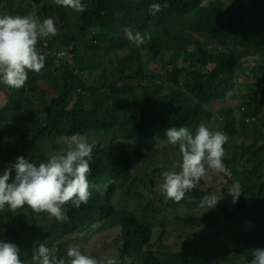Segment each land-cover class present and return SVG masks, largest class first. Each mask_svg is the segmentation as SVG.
Segmentation results:
<instances>
[{"label": "trees", "instance_id": "1", "mask_svg": "<svg viewBox=\"0 0 264 264\" xmlns=\"http://www.w3.org/2000/svg\"><path fill=\"white\" fill-rule=\"evenodd\" d=\"M83 3L86 10L80 16L56 5L55 0H0L2 15L36 14L41 23L52 18L57 27L53 43L46 46L47 37L37 46L44 47L45 41L46 51L50 52L56 44L66 46L71 41L74 48L75 42L80 66L78 74L73 63L57 65L51 55H44L45 66L37 78L35 72H29L25 85L13 89L0 106V175L19 157L13 150L15 146L3 144L6 135H18L27 148L24 158L37 166L46 163L52 153L66 154L72 135L84 136L93 146L88 177L91 197L79 208L64 206L69 217L64 231L46 213L37 214L27 205L12 212L6 205L0 212V241L17 245L24 264H33L32 256L44 242L49 248L58 249L59 257L67 259L70 245L81 247L85 236L82 231L90 232L91 239L97 235L102 238L95 258L107 256L116 264H225L226 257L221 255L232 252L227 247L228 239L217 236L216 241L224 248L220 253L215 240L212 247L203 244L193 250L190 236L205 227L215 232L219 226L225 236L234 235L238 215L228 191L238 181L242 192L243 171L249 172L247 180L255 181L260 194H264V161L260 164L263 152L256 155L257 139L264 134V84L261 79L258 81L259 75L264 78V71L252 81L253 94L262 92L256 101H251L256 111L247 105L242 108L246 125L245 139L240 144L246 152L241 164L231 169V160L225 154L227 174L207 169L206 176L184 198L191 200L195 214L181 217L164 209L159 219L151 221L149 212L138 209L134 199L139 187L149 195L160 189L162 171L172 170L174 165L179 171L182 156L178 145L169 143L168 129L188 127L195 132L204 123L210 130L223 131L234 139L238 135V125L235 121L227 123L234 118L222 104L237 87L238 79L248 82L253 74L248 68L260 59L264 48V0H250V15L221 6L218 0ZM154 3H159L162 11L152 15L149 8ZM125 29L150 35L151 40L137 47L127 39ZM195 33L202 40H195ZM203 39L214 48L208 49ZM177 54L182 68L169 56L175 59ZM137 57L138 71L134 66ZM144 70L142 79L140 72ZM42 71L53 84L55 94L46 109V123L40 125L29 119L28 124L24 110L28 86L30 96V87H37L45 78ZM75 94L79 95L75 103L66 106L65 102ZM260 111L263 119L255 123L256 147L253 168L249 169L243 162L250 161L252 120ZM18 125L26 126H19L18 130ZM20 127H26V132L20 134ZM44 144H48L47 153ZM229 144L228 140L224 150ZM211 194L221 197L217 206L210 210L200 208L202 197ZM255 205L257 220L261 211L256 199ZM170 246L180 251L181 259L174 261L172 250H161ZM258 249H264V237ZM81 251L88 254L82 247ZM252 253L244 255L246 262L252 260Z\"/></svg>", "mask_w": 264, "mask_h": 264}, {"label": "clouds", "instance_id": "2", "mask_svg": "<svg viewBox=\"0 0 264 264\" xmlns=\"http://www.w3.org/2000/svg\"><path fill=\"white\" fill-rule=\"evenodd\" d=\"M55 4L78 13L86 10L82 0H55ZM160 11L162 7L159 3L150 5V14L155 15ZM125 33L127 39L137 47L151 40L150 35L134 33L130 29H125ZM56 35L57 27L52 18L44 19L41 23L31 14L0 16V83L12 89L22 88L29 72L39 73L45 66V56L37 51V48H44L37 46L38 39ZM71 51L69 55L67 51H60L57 56L66 58L63 65L73 63L76 72L80 74L76 47L75 51L74 48ZM169 56L179 68L184 67L179 54L175 55V59ZM166 136L170 144L178 145L182 156L179 171L174 165L172 170L161 173L163 183L159 187L167 200L180 203L186 193L206 176L207 169L227 174L228 170L223 163V146L229 137L225 132L212 131L201 123L195 132L188 127L170 128ZM69 143L66 154L52 153L46 163L38 166L23 156L18 157L0 175V212L4 211L6 205L12 212L27 205L37 214L46 213L58 222H68L65 205L72 204L79 208L81 204H87L91 197L88 177L91 173L93 146L82 135H72ZM21 147L17 145L13 150L18 151ZM228 193L232 196L233 204L238 202L240 196L241 200L240 183L234 182ZM220 199L215 194L205 195L199 207L214 209ZM165 248L161 247V250L168 251ZM57 253L58 249L49 248L46 242L40 243L32 256L33 264H116L113 258L107 256L97 259L82 253L79 245L68 247L67 259L59 257ZM20 256L17 245L0 241V264H24ZM252 256L251 264H264V249L253 250Z\"/></svg>", "mask_w": 264, "mask_h": 264}, {"label": "rangeland", "instance_id": "3", "mask_svg": "<svg viewBox=\"0 0 264 264\" xmlns=\"http://www.w3.org/2000/svg\"><path fill=\"white\" fill-rule=\"evenodd\" d=\"M83 2V0H82ZM238 2L241 4L237 5ZM219 5L224 6L229 9H235L237 13L241 15H250L253 11L251 7L250 0H233V1H224L218 0ZM2 5H0V16L2 15ZM80 16L83 13H79ZM35 17L39 22L40 19L38 15H32ZM60 20H58L59 22ZM52 36L48 37V41L46 46H49L53 43ZM195 40H202L199 34L193 36ZM42 38L38 39V42ZM37 42V43H38ZM204 45L208 49L214 48L211 43L206 42L203 39ZM140 60L137 57L134 60L135 69L138 71L140 69L139 66ZM58 65V64H57ZM248 71H252L253 74L249 78L247 83L241 82L238 79L237 87L230 92L229 97L226 101L222 104L223 106L228 108V112L230 115L233 116L234 120L230 118L228 120V124H231L233 121L238 125L236 128L238 136L236 140L229 136L230 144L225 149V154L231 160V169H235L238 165L241 164V159L243 154L246 152L245 147L243 144H240L242 140L245 139V125L246 122L243 118L244 114L242 108L247 105L251 106L254 111H256L257 107L251 104V101H255L258 99V96L261 95L262 92L259 90L256 91L254 95L252 92V81L257 80V74L264 71V48L260 51V59L255 61L252 66L248 68ZM259 71V72H258ZM43 75L45 76L44 79L40 80L37 84V87H30V96L29 101L25 104L24 110L26 112L27 119H33L37 121L38 124H45L46 123V109L49 106L51 98L55 94V88L53 84L48 81L47 75L45 71H42ZM256 74V75H255ZM261 76V77H259ZM258 76V81L261 79L262 84H264V78L262 75ZM140 77L142 79L145 78V70L140 72ZM212 88L213 85L210 84ZM12 88L5 86L4 84L0 83V106H2L6 100L8 99L10 93L12 92ZM79 95L75 94L72 98H69L65 104L66 106L70 107L74 101L77 100ZM68 102V103H67ZM75 103V102H74ZM264 112V109L263 111ZM263 116L260 115L252 120V153L250 156V161L243 162L245 168H253L252 161L254 158V152L256 147V121H261ZM264 123V121H263ZM30 127V126H28ZM26 132V127H20V134ZM10 143L13 146L17 147V145H22V147L16 151L18 156L21 157L26 154L27 148L24 146V142L18 135H6L3 144ZM69 143V142H68ZM70 147V146H69ZM44 150L48 149V144L43 145ZM56 149V148H55ZM52 150V149H50ZM263 152L262 158H260V164L264 161V134L257 139V148H256V155L259 157V153ZM249 177V172L243 171L242 173V199L235 203V210L236 214L238 215V219L235 220V231L233 236H225V232L223 231L222 227L219 226L213 232L212 228L205 227L201 232H193L190 236V242L192 245V249H199L201 245L207 244L208 247H212L214 240L220 246L219 250L220 253L223 252V247L220 245L219 242L216 241L217 236L222 240L223 238L228 239L227 247L232 252L228 251L221 255L223 258L226 257L225 264L229 262H237L239 264H251V260L245 261L244 255L248 252L251 253L253 250L258 249L262 243V238L264 237V194H260V189L258 184L255 181L247 180ZM107 186V185H106ZM117 196L115 197V200ZM255 199L258 209L261 211L260 217L257 218V208L255 205ZM135 204L138 209L146 210L149 212V218L151 221H156V219L160 218V211L166 209L169 212L174 213L175 215L181 217H191L195 214L194 208L189 204L191 200L183 199L180 203H176L171 200H167L161 193L160 189H156L154 194L149 195L141 187L138 188L135 196ZM57 225L58 229L64 231V223L65 222H58L55 218H51ZM249 220H256L254 223L247 221ZM244 223H248L246 226ZM85 236L81 239V247L93 257H96L98 251L102 247V238L100 236H95L91 239V233L87 231H82L81 235ZM164 244V243H163ZM166 250H172L175 254L173 255V260L176 261L181 259V253L175 246L166 247ZM252 250V251H249ZM248 251V252H247Z\"/></svg>", "mask_w": 264, "mask_h": 264}, {"label": "built area", "instance_id": "4", "mask_svg": "<svg viewBox=\"0 0 264 264\" xmlns=\"http://www.w3.org/2000/svg\"><path fill=\"white\" fill-rule=\"evenodd\" d=\"M72 48H73V43L70 41V42H68V44L66 46H61L59 44H56L53 47L52 51H50V52L45 51L44 53H41V54L42 55H51V57H53L55 59L56 64L63 65L65 63L66 58H59L57 56V53H59L60 51H67V53L69 55ZM37 51H44V48H37Z\"/></svg>", "mask_w": 264, "mask_h": 264}, {"label": "water", "instance_id": "5", "mask_svg": "<svg viewBox=\"0 0 264 264\" xmlns=\"http://www.w3.org/2000/svg\"><path fill=\"white\" fill-rule=\"evenodd\" d=\"M46 3H47V0H46ZM45 51H46V47H45V41H44V51H38V52L41 54V53H44ZM74 51H75V42H74ZM70 52H73V51H70ZM36 78H37V73H36ZM28 101H29V86H28ZM251 116L252 115H250V120H251ZM28 124H29V119H28ZM19 126H26V125H18V130H19ZM46 153H47V150H46ZM240 198H241V196H240Z\"/></svg>", "mask_w": 264, "mask_h": 264}]
</instances>
